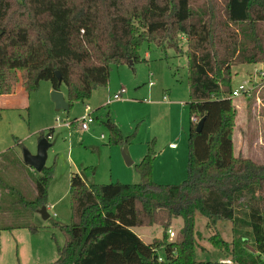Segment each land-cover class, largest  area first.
Masks as SVG:
<instances>
[{
    "label": "trees",
    "instance_id": "1",
    "mask_svg": "<svg viewBox=\"0 0 264 264\" xmlns=\"http://www.w3.org/2000/svg\"><path fill=\"white\" fill-rule=\"evenodd\" d=\"M144 42L186 59V179L177 185L154 181L150 150L134 165L136 184L89 185L72 174L70 222L53 224L64 243L51 264H209L200 258L206 251L197 243V215L208 230L220 221L236 227L229 242L218 234L208 239L219 258L264 264V164L234 156L231 138L232 68L264 64V0H0V95L12 94L19 83L28 96L32 74L55 84L58 72L71 107L107 86L112 65L137 61ZM105 125L109 144L128 143L114 123ZM52 133L39 140L49 142ZM51 177L52 169L44 166L34 176L35 197H19L18 204L33 214L39 210ZM175 219L182 225L169 238ZM154 225L162 233L150 243L132 231Z\"/></svg>",
    "mask_w": 264,
    "mask_h": 264
},
{
    "label": "rangeland",
    "instance_id": "2",
    "mask_svg": "<svg viewBox=\"0 0 264 264\" xmlns=\"http://www.w3.org/2000/svg\"><path fill=\"white\" fill-rule=\"evenodd\" d=\"M180 46L185 50L184 41ZM138 56L137 61L130 59L112 65L107 86L93 90L88 100L74 101L68 111L56 110L50 99L52 90H57L68 101L66 82L57 80L55 85L51 78L35 79L34 74L31 75L32 89L24 98L26 108L8 106L1 111L0 264H51L56 260L57 248L63 245L64 236L53 224L70 222L72 174H79L89 185L136 184L139 177L134 165L150 150L155 155L154 181L177 185L186 179L190 124L186 59L169 48L147 42L142 43ZM74 71L71 78L79 85L78 71ZM14 86V91L21 88L19 83ZM231 86L243 92L232 99L234 156L241 155L263 165L264 64L232 68ZM114 94H120V100L107 104ZM87 118L94 122L88 130H82L80 123ZM107 120L117 126L128 143L109 144ZM49 129L53 133L45 166L52 169V177L46 201L41 206L48 215L44 220L37 211L33 214L23 209L18 200L19 197L26 201L33 198L30 180L37 173L23 163L22 152L34 154L40 135H46ZM171 144L178 148L175 154L167 151ZM124 156L131 161L130 166L126 165ZM206 224L203 217L196 216L197 243L206 251L200 258L209 260V264H231L217 256L208 239L218 234L229 242L236 227L232 222L220 221L208 230ZM181 225L182 220L175 219L170 230L177 235ZM30 226L36 231H31ZM132 231L145 243L160 238L162 233L157 225L135 227ZM247 239L244 244L250 247L251 240Z\"/></svg>",
    "mask_w": 264,
    "mask_h": 264
},
{
    "label": "water",
    "instance_id": "3",
    "mask_svg": "<svg viewBox=\"0 0 264 264\" xmlns=\"http://www.w3.org/2000/svg\"><path fill=\"white\" fill-rule=\"evenodd\" d=\"M57 79L59 80L60 75L58 72H56ZM50 99L53 102L56 110H64L68 111V103L64 99V96L57 90H52L50 93ZM204 119H201L195 127V132L199 133L202 129ZM50 148V143L45 139H40L37 144L36 152L34 154H31L30 152L23 150L22 152V161L23 163L36 171L37 173H40L45 166L46 159H47V150ZM124 161L127 166L131 165V161L124 156ZM37 213L42 217V219H47L48 215L46 213V210L44 207H41L39 210H37Z\"/></svg>",
    "mask_w": 264,
    "mask_h": 264
},
{
    "label": "crops",
    "instance_id": "4",
    "mask_svg": "<svg viewBox=\"0 0 264 264\" xmlns=\"http://www.w3.org/2000/svg\"><path fill=\"white\" fill-rule=\"evenodd\" d=\"M235 90V89H234ZM26 94L24 93V91L19 88V89H16L12 94L10 95H0V113L1 111H3V109H5V107H8V106H11V108H17L16 106H18L19 108L22 107V108H26V104L24 102V98H25ZM10 104V105H9ZM1 116V114H0ZM177 146L175 148H170V145H169V148H168V152L172 153V154H175V152L177 151ZM146 153H144L142 155V157L140 158L139 162L141 161V159L144 157ZM137 162V161H135ZM139 162H137L136 164H138ZM46 164V163H45ZM132 164V163H131ZM135 164V165H136ZM156 172V169L155 171ZM33 173L31 170H30V174ZM155 173H153L154 175ZM32 178L34 179V176H32ZM179 178V177H178ZM84 180V179H83ZM85 181V180H84ZM30 190L32 192V196L33 198L35 197V188H34V180H30ZM32 198V199H33ZM30 199V200H32ZM35 214V213H34ZM33 216V215H32ZM140 237V236H139ZM154 239V238H153Z\"/></svg>",
    "mask_w": 264,
    "mask_h": 264
},
{
    "label": "built area",
    "instance_id": "5",
    "mask_svg": "<svg viewBox=\"0 0 264 264\" xmlns=\"http://www.w3.org/2000/svg\"><path fill=\"white\" fill-rule=\"evenodd\" d=\"M151 86H152V83L150 82V83H149V87H151ZM244 92H245V91H244ZM242 93H243V92H242ZM242 93H240L239 90L235 89V90H233V92H232V96H231V97H232L233 99H234V98H238ZM120 94H122V91H120ZM120 94H114L112 98H109V99H108V103H107V104H110V103H112L113 101H118V100H120V98H121ZM163 99H165V97H164ZM93 122H94V121H93L92 118L82 119V121H81V123H80V128H81L82 130H88L90 124H92ZM175 147H176L175 144H171V145H170V148H172V149L175 148ZM168 236H169V238H174V237H175V233H174L172 230H168ZM159 261H160V259H159Z\"/></svg>",
    "mask_w": 264,
    "mask_h": 264
}]
</instances>
